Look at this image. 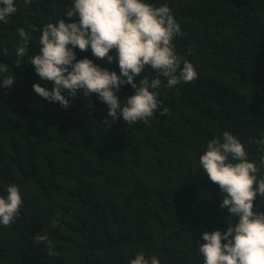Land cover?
Masks as SVG:
<instances>
[{
	"label": "trees",
	"instance_id": "16d2710c",
	"mask_svg": "<svg viewBox=\"0 0 264 264\" xmlns=\"http://www.w3.org/2000/svg\"><path fill=\"white\" fill-rule=\"evenodd\" d=\"M15 2L17 13L0 21V81L14 78L0 86V196L16 185L23 203L14 223L0 225V264H130L138 253L204 264L202 234L239 220L220 207L223 193L201 168L207 142L231 132L264 178V146L255 143L264 137V0H149L170 7L182 32L175 51L198 76L172 89L161 77L156 91L168 111L146 124L114 121L95 93L64 90L68 108L38 96L33 84L54 83L29 63L40 48L32 26L67 19L73 0ZM20 28L30 33L22 58ZM74 51L119 75L115 49L112 63L90 48ZM156 75L146 68L135 79ZM134 92L123 85L116 94L126 103ZM254 211L264 212V197ZM37 234L52 241V255Z\"/></svg>",
	"mask_w": 264,
	"mask_h": 264
},
{
	"label": "clouds",
	"instance_id": "9594fccd",
	"mask_svg": "<svg viewBox=\"0 0 264 264\" xmlns=\"http://www.w3.org/2000/svg\"><path fill=\"white\" fill-rule=\"evenodd\" d=\"M32 0H25L31 3ZM15 0H0V21L17 13ZM67 19L49 22L40 32V48L29 63L43 81H51L48 88L33 84L34 92L49 102H58L68 108L70 101L63 94L76 98L78 90L85 96L95 93L108 106L107 116L114 121L122 119L126 124L148 123L157 114L163 116L167 108L156 91L166 79L164 87L172 89L181 83L194 82L197 72L192 63L183 60L175 51L174 39L180 35L181 26L167 4L155 6L149 0H73L67 8ZM21 43L16 56L28 53L30 33L24 28L18 31ZM70 45V46H69ZM91 49L93 56L112 63L110 51L116 50L119 75L95 64L91 59L77 60L74 49ZM3 52L6 54L7 49ZM183 61V63H182ZM153 69L157 75L149 80L136 77ZM7 71L0 65V72ZM13 76L0 81V86L11 88ZM123 85H130L134 94L122 103L116 92ZM264 146V137L255 141ZM201 168L223 193L221 208H226L229 217L238 216L234 225L228 221L227 230L219 229L202 234L204 243L198 250L204 264H264V212L254 211V201L264 197V178H258L259 166L249 160L245 145L229 131L207 142L199 158ZM264 164V157L261 158ZM23 200L18 186L10 185L7 195L0 196V225L10 226L20 215ZM35 243H46L52 255V241L47 235L37 234ZM130 264H160L152 255L138 253Z\"/></svg>",
	"mask_w": 264,
	"mask_h": 264
}]
</instances>
